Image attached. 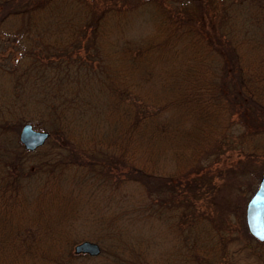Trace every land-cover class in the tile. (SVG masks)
<instances>
[{
	"label": "trees",
	"instance_id": "16d2710c",
	"mask_svg": "<svg viewBox=\"0 0 264 264\" xmlns=\"http://www.w3.org/2000/svg\"><path fill=\"white\" fill-rule=\"evenodd\" d=\"M106 1L0 0V264H213L220 225L181 192L264 155V0H161L113 43L129 7Z\"/></svg>",
	"mask_w": 264,
	"mask_h": 264
},
{
	"label": "rangeland",
	"instance_id": "374dc122",
	"mask_svg": "<svg viewBox=\"0 0 264 264\" xmlns=\"http://www.w3.org/2000/svg\"><path fill=\"white\" fill-rule=\"evenodd\" d=\"M109 1H117L116 5L129 7L127 15H125L126 11L122 13V27L115 26L108 35V43H113L118 37L117 33L122 29L131 35H136L135 31L142 32L144 35L148 34L152 29V24L146 22V19L151 16L149 11L154 10L155 3L161 0H155V2L153 0H108L106 2ZM162 1L173 6L180 2V0ZM97 2L101 3L100 0ZM130 13L132 15L129 17ZM8 94L9 91L4 94V97ZM32 123L35 124V121ZM236 126L239 131L245 129L241 124L237 123ZM20 131L17 133L18 138ZM233 149V151L221 153L217 159L215 157L209 159L207 163L211 164L207 168L204 167L199 173L189 176L190 184L192 187L196 186V189L194 193H189L190 190H182L181 195L193 194L197 212L202 215L209 214L220 225L221 232L212 229V234H208L213 243L216 241L215 238L219 239L214 250L216 261L213 264H264V243L249 237L246 229L247 202L256 190L264 171L262 169L264 155L247 159L241 156L236 148ZM213 162L218 167L212 165ZM186 182L183 185L187 187ZM154 224L155 238L160 240L157 236L160 230L165 228V223ZM171 247V243L165 246L155 244V249L159 248L160 252L165 253L174 252Z\"/></svg>",
	"mask_w": 264,
	"mask_h": 264
},
{
	"label": "water",
	"instance_id": "95a60500",
	"mask_svg": "<svg viewBox=\"0 0 264 264\" xmlns=\"http://www.w3.org/2000/svg\"><path fill=\"white\" fill-rule=\"evenodd\" d=\"M51 133L49 130L37 129L33 123L22 125L19 138L27 150H35L46 143ZM246 221L250 233L260 241H264V171L259 184L247 202ZM76 253L97 256L101 253V245L97 241L85 239L74 246Z\"/></svg>",
	"mask_w": 264,
	"mask_h": 264
}]
</instances>
